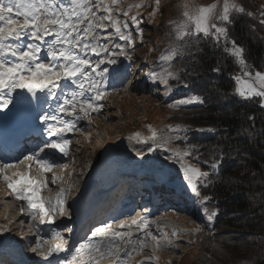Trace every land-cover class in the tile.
Masks as SVG:
<instances>
[{
	"label": "snow or ice",
	"instance_id": "1",
	"mask_svg": "<svg viewBox=\"0 0 264 264\" xmlns=\"http://www.w3.org/2000/svg\"><path fill=\"white\" fill-rule=\"evenodd\" d=\"M119 2L120 0H68L67 3L64 0H0V112L8 109L10 104L15 106L19 97L20 105L30 109V119L39 120L37 127L42 129L40 134L47 137L43 141V147L24 155L19 161L34 162L38 167V176L30 174L31 164L26 166L25 171H15L8 175L5 170L16 164L0 161V179L7 182V188L16 200L25 203L26 208L22 207L21 212L27 211L32 221L36 222L33 227L37 229L38 236L40 226H48L53 243L46 252L38 253L47 264H97V260L105 256L110 258L111 264H129L135 253L144 250L148 237L155 239L156 247H159L160 239L166 236L162 231H158L156 235L145 231L150 223L149 209L145 208L139 221L133 219L131 224L121 221L114 228V221L102 220L94 224L79 243H71L58 230L60 225L56 222V217L63 218L66 214L71 218L66 195L71 186L60 188L53 197L41 195L42 190H51V186L61 179L53 169L67 168V164L57 165L55 161L57 158H66L69 154L71 139L68 134L80 131L81 121L90 123L92 114L102 112L105 106L102 102L110 94L109 88L119 91L125 86V82L130 89L136 87L135 81L127 80L128 73L119 69L117 56L122 57L129 50H134L133 26L136 34L142 35V15H133L130 21L127 18L132 7L139 8L143 5H130L128 10H122L126 18L122 23L113 16V6ZM159 2L157 0V4ZM182 8L183 18L174 22L175 39L159 58L157 66L161 71L150 70L145 79L153 86L163 85L164 95L170 97L173 90L169 81L175 78V73L169 70L170 62L180 47L178 42L203 36L211 37L219 44L223 39L225 51L235 58L242 69L240 75L233 77L235 94L243 99L260 98V107L264 109V72L256 70L253 73L249 70L243 49L235 41H231V48L227 47L226 25L231 22L230 14L245 13L243 6L235 0H223L222 6L217 3L198 6L194 0H185ZM156 10H153L152 15ZM247 15L253 14L249 12ZM261 15L264 16V11ZM109 23L112 32H109ZM260 23L264 24V19ZM166 63L168 66L164 67ZM17 90L22 91L18 93ZM200 102L193 95L168 103L167 107L180 110ZM166 127L168 134L163 129L157 130L147 125L148 135L134 132L126 139L130 144L134 142L143 146L133 147L135 156L141 162L158 149L167 153L163 157L165 162L179 164L182 177V183L178 186L179 195L191 199L193 203L199 202L204 207L212 198L202 196L201 188L209 186V177L216 173L219 164L223 162L222 158L205 160L203 163L209 165L211 171L202 170L199 156H192L196 149L188 145L187 133L191 129L179 124ZM207 131L211 132L213 129L209 128ZM177 140L183 141L185 147L171 148L170 145ZM48 173H52L50 181ZM204 212L209 222L218 214L215 211L209 213L207 208H204ZM134 226L137 235L133 234ZM64 228L68 233L73 231L67 224H64ZM176 235L177 232L173 231L172 236ZM40 247L38 239L32 251L37 252ZM165 247H171V240ZM94 253L98 255H93Z\"/></svg>",
	"mask_w": 264,
	"mask_h": 264
},
{
	"label": "rangeland",
	"instance_id": "2",
	"mask_svg": "<svg viewBox=\"0 0 264 264\" xmlns=\"http://www.w3.org/2000/svg\"><path fill=\"white\" fill-rule=\"evenodd\" d=\"M64 2L67 3L68 0H64ZM138 2L143 3L142 10L144 8L148 11L147 18L142 20L143 26H147V32L152 35L151 38L154 37V39L160 40L158 42H162L163 48L155 53L151 46L142 45L140 51L129 50L127 55L122 57L117 56L119 69L128 73V81L136 82L135 89H130L127 82H125V86L120 88L119 91L109 88L108 92L110 94L102 102L105 105L102 112L100 114H92L90 123L81 121L80 131L68 134V137L71 139V145L67 159L55 161L57 165L67 164V168L61 169L60 167H56L53 169V172L61 179L57 181L56 185L51 186V190H42L41 195L53 197L60 188H69L71 186L70 191L66 194L68 205H70L69 201L76 200L75 198L79 195L81 183L86 186L85 192L90 189L94 195L98 194L97 190L99 192H107L103 197L102 202L104 204L98 206L97 211L93 215L94 219L90 223H87L83 231L78 232L76 236L67 214L63 218L56 217V222L60 225L58 230L62 232L66 239H69L71 242L74 238L78 237L76 240H73V243H79L82 238H85L90 228L102 220L114 221V228H117L121 221L131 224L133 218L130 221L127 219H111L108 211L110 207L115 206L114 215H118L119 199H122L125 194H129L130 197L135 196L139 200L141 199L137 204L139 205V209L142 208V210L137 214L135 213L136 216L134 217L136 218L134 219L139 221L141 215L144 214V209H149V214L152 215L149 216L150 223L146 231L152 232L153 235L158 234V231H162L166 233V236L160 239L159 247H156V244L152 246L151 241H149L152 237H148L144 250L135 253L130 258L129 264H139L141 259L144 258H139L140 255H144L148 260L146 262L142 261L143 263L141 264H188V261L194 255L195 245H197V233L201 232V229L205 228L207 223L200 221V217H198L199 211H197L195 203L178 193V186L182 183L179 164L165 162L163 157L167 153L159 149L149 154L141 162L135 156L133 147L141 148L143 146L134 142L130 144L126 139L134 132L148 135L147 125H151L157 130L163 129L165 134H168L166 126L171 125V122L167 120L169 115H166V113H169L166 109L164 110L166 112L160 111L157 105L163 98H166L164 86H153L145 77L150 70L161 71V68L157 66L160 63L159 58L175 39L173 33L174 22L183 18L182 13L184 9L182 5L185 0H160L159 4H157V0H120L117 5L113 6L114 18H118L123 23L126 18L123 16L122 10H128L130 5L135 6ZM194 2L198 6H208L213 3L222 6L223 0H194ZM235 2L240 4L237 0ZM247 8L251 7L248 5ZM154 9L157 10L152 15ZM131 11H133V8ZM131 11L127 18L129 21ZM135 13L137 15L141 14L139 8ZM243 14L236 12L230 14L231 22L226 25L228 29L227 47L229 48L232 47L231 41H234L230 35L233 19ZM111 31L109 23V32ZM158 33L159 35H156ZM140 39V35L136 34L133 26L134 42L136 43ZM186 39L187 42L183 40L178 42L180 47L170 62L171 68L169 70L175 73V78L169 81V86L173 90L171 94L183 88V85L177 83L181 70L180 67L175 65V60L178 56L183 55L186 49L196 46L203 39L208 43H214L211 37L199 36ZM149 41H151L150 38ZM218 45H223L224 48L226 46L223 39H221ZM129 55L131 59H129ZM167 66L166 63L164 67ZM252 72L254 73L255 71ZM171 81L176 83L173 85ZM39 141H41V138ZM36 142L35 146L38 145V140ZM109 144L111 147H109ZM170 147L183 148L185 147V143L177 140ZM105 149L107 150L105 151ZM30 151H32L31 147L26 148V152L18 158L23 159V156L29 154ZM17 159L4 160V158H0V161L15 162L16 164L15 167L6 169V174L11 175L15 171H25L27 170L26 166L31 164L27 160L18 164L19 161ZM0 167H2V164H0ZM30 174L33 176L39 175L38 167L36 168L35 163L31 165ZM47 176L50 181L52 173H48ZM176 179L178 183H176ZM151 181H155L163 186L164 191L160 197H156L153 190L149 187ZM0 192V205H2L0 206V219H2L0 221V250H3L5 253L12 250H14L12 253L18 252L20 246L18 247V244L14 243L15 239L16 242L19 241L21 245L20 250H23L24 255L28 254L26 251H29V258L40 261L41 255L38 253L42 251L46 252L53 243L51 233L48 230L46 231L48 235L43 234L44 231L40 232L38 239L41 247L37 249V252L33 253V248L28 247V239L35 233L33 223L29 220L27 221L24 217L19 223L13 224L17 229L13 230V226H9L11 220L17 218L15 214L24 213L21 212V208L24 207L23 203L21 201L13 202L11 198L5 197L10 195V191L3 184V179H0ZM113 201L115 202L113 203ZM167 202H172V205L166 204ZM131 213L133 212L130 211ZM202 214H205L204 209L200 211V216ZM5 217L10 220H5ZM123 217L119 216V218ZM61 220H63V223H61ZM64 224L73 229L72 233L66 231ZM151 224L154 227L152 229L150 228ZM196 229H200V231H196ZM132 231L133 234L137 233L135 226ZM173 231L177 232V235L174 237L172 236ZM184 236L186 238L182 239ZM38 239L32 242L34 247H36ZM169 240H171V247L167 248L165 245ZM45 244H47V247H45ZM150 247H153V250ZM93 255L98 254L94 253ZM17 257L18 255L15 258ZM149 258L153 259L150 260ZM0 264H3V262H0ZM97 264H111V261L110 258L105 256L98 259Z\"/></svg>",
	"mask_w": 264,
	"mask_h": 264
},
{
	"label": "trees",
	"instance_id": "3",
	"mask_svg": "<svg viewBox=\"0 0 264 264\" xmlns=\"http://www.w3.org/2000/svg\"><path fill=\"white\" fill-rule=\"evenodd\" d=\"M237 1L246 13L233 19L230 35L242 47L249 70L264 72V24L260 23L264 19V0ZM132 8L131 16L137 15L138 8ZM139 10L142 20L146 19L147 9ZM249 12L253 15H247ZM143 25L141 22L142 35L134 42V51L148 45L157 53L163 48L162 42L151 38ZM175 65L181 68L177 83L183 88L163 98L158 108L168 111L171 125L191 129L187 133L188 145L196 149L192 156H199L202 170L211 171L203 163L205 160L217 157L223 161L209 177V186L201 188L202 196H210L211 201L204 207L195 203L200 221L207 224L197 233V245L188 264H264V109L258 99H243L235 94L233 77L242 69L223 45L203 39L178 56ZM193 95L201 102L180 110L167 107L168 103ZM209 128L213 131H207ZM150 183L156 197H160L163 186ZM204 208L218 213L211 222L207 215L200 216Z\"/></svg>",
	"mask_w": 264,
	"mask_h": 264
},
{
	"label": "bare ground",
	"instance_id": "4",
	"mask_svg": "<svg viewBox=\"0 0 264 264\" xmlns=\"http://www.w3.org/2000/svg\"><path fill=\"white\" fill-rule=\"evenodd\" d=\"M17 92L19 93V90H17ZM9 106H13V105L10 104ZM109 147H111L110 144H109ZM39 148H40V145L34 146V147L32 148V151H37V150H39ZM32 151H30V152H32ZM30 152H29V153H30ZM18 157H19V156H17V158H18ZM17 158H16V159H17ZM20 160H22V158H20V159L18 158V159H17V161H20ZM29 162L31 163V165L34 164V162H32V161H29ZM14 163H15V162H14ZM18 164H19V162H18ZM36 168H37V166H36ZM84 193H85V191H84ZM78 196H79V195H77L76 198H78ZM5 197H7V198H11V196H9V195H8V196H5ZM76 198H75V199H76ZM10 201H11V200H10ZM3 205H4V204H3ZM0 206H2V205H0ZM0 208H1V207H0ZM6 208H7V207H6ZM131 212H132V211H131ZM134 215H135L134 213H131V214L129 213V215H127L125 219H127L128 217L132 219V217H134ZM15 216H16L17 218H15L14 220H11V222L9 223L10 227L13 226V224H15V223H19V221H20L21 219L24 218V216H23L21 213H19L18 215L15 214ZM15 216H14V217H15ZM123 218H124V217H123ZM114 219H115V220H120V219H122V218H119V216H115ZM5 220H10V219L7 218V217H5ZM127 220H128V219H127ZM14 229H17V227H14V226H13V230H14ZM18 229H19V228H18ZM146 230H147V229H146ZM146 230H145V231H146ZM16 231H17V230H16ZM137 234H138V233H136V234H134V235H137ZM8 236H9V235H8ZM8 238H9V237H8ZM6 239H7V238H6ZM147 240H148V238H147ZM149 241H151V239H149ZM13 252H14V251H13Z\"/></svg>",
	"mask_w": 264,
	"mask_h": 264
}]
</instances>
